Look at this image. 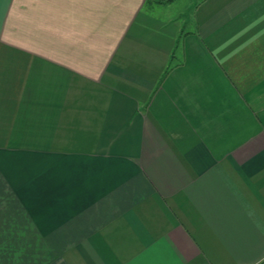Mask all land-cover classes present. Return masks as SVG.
<instances>
[{
  "label": "crops",
  "instance_id": "1",
  "mask_svg": "<svg viewBox=\"0 0 264 264\" xmlns=\"http://www.w3.org/2000/svg\"><path fill=\"white\" fill-rule=\"evenodd\" d=\"M0 0V264H264V0Z\"/></svg>",
  "mask_w": 264,
  "mask_h": 264
},
{
  "label": "trees",
  "instance_id": "2",
  "mask_svg": "<svg viewBox=\"0 0 264 264\" xmlns=\"http://www.w3.org/2000/svg\"><path fill=\"white\" fill-rule=\"evenodd\" d=\"M153 2V0H146L145 1V5L147 6V7H149L150 6V4Z\"/></svg>",
  "mask_w": 264,
  "mask_h": 264
}]
</instances>
